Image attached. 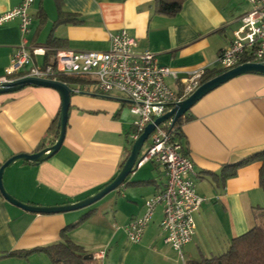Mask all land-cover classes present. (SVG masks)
I'll return each instance as SVG.
<instances>
[{
	"label": "crops",
	"instance_id": "obj_1",
	"mask_svg": "<svg viewBox=\"0 0 264 264\" xmlns=\"http://www.w3.org/2000/svg\"><path fill=\"white\" fill-rule=\"evenodd\" d=\"M51 1L36 0L31 11L29 43L44 51L35 58L37 64L46 62L48 50L105 52L110 33L125 29L137 40L136 51L154 53L159 64L175 69L180 79L219 68L220 52L230 46L242 16L251 10L247 0H186L179 15L167 17L155 12V0H61L62 10L77 14L81 22L53 28L59 9L56 0ZM20 3L0 0V15ZM19 25L15 20L0 26V77L21 42ZM52 34L63 40L61 47L48 48ZM168 83L179 90V82L170 78ZM61 105L59 93L51 88L26 87L0 95V168L13 156L39 152ZM135 120L129 100L119 94L72 93L60 151L37 165H11L3 176L4 188L25 204L46 207L95 195L118 176ZM181 133L184 154L195 166L197 192L206 199L195 215L193 240L184 247L185 258L198 263L224 254L234 238L258 227L264 218L261 163L243 167L225 183L220 177L225 165L264 151V74L238 76L204 96L189 111ZM49 140L45 143L50 147ZM165 186L163 168L148 162L86 210L31 213L10 204L0 192V264H52L44 253L28 259L6 255L61 242L62 230L90 211L69 238L93 256L106 250L100 264L183 263L164 241L163 206L155 211L141 243H130L124 230L144 215L145 202Z\"/></svg>",
	"mask_w": 264,
	"mask_h": 264
},
{
	"label": "built area",
	"instance_id": "obj_2",
	"mask_svg": "<svg viewBox=\"0 0 264 264\" xmlns=\"http://www.w3.org/2000/svg\"><path fill=\"white\" fill-rule=\"evenodd\" d=\"M35 1L21 0L18 6L0 15V26L18 20L21 34L11 65L0 77V87L24 78L60 81L62 76L85 77L88 81L85 85L67 84L73 93L126 96L130 112L136 118L131 135V141L135 142L148 125L188 99L202 85V75L180 79L175 69L161 66L154 53L136 51L138 42L125 29L110 33L109 49L105 52L58 50L43 65L37 64L35 58L44 51L29 43ZM247 1L251 10L242 16L230 46L218 56V66L225 72L245 64H264V0ZM170 78L179 82L178 91L169 85ZM162 126L150 136L149 146L141 153L137 168L148 162L161 166L166 177L165 189L149 198L144 215L132 220L124 230L130 243H141L155 211L163 206L164 241L185 263L184 247L193 240L195 215L206 199L197 192L195 166L184 154L183 144ZM106 254V250H101L93 258L100 264Z\"/></svg>",
	"mask_w": 264,
	"mask_h": 264
},
{
	"label": "trees",
	"instance_id": "obj_3",
	"mask_svg": "<svg viewBox=\"0 0 264 264\" xmlns=\"http://www.w3.org/2000/svg\"><path fill=\"white\" fill-rule=\"evenodd\" d=\"M56 2L59 9V16L54 23L53 28L59 25L78 24L81 22L77 14L67 13L62 10L61 0H56ZM185 2L186 0H155V12L159 15L175 17L181 13ZM62 44L63 40L54 37L52 34L48 41V48H59L62 46ZM54 54L55 52L48 50L46 52V61L49 60V58ZM224 72L225 71L220 68L206 71L201 76V84L208 82L209 80L221 75ZM59 80L71 87L82 86L88 82L85 77L62 76L59 78ZM188 114L189 112L185 116L180 118L173 127L169 124H166L163 125L162 128L173 132L174 138L180 141L182 136L181 125L183 121L188 117ZM59 120L60 112L53 120L47 131L45 140L50 139V146L54 145L58 140L60 132ZM45 140L38 151L49 147L46 145ZM133 144L134 142H131V146L123 158L120 166V171L122 170L123 166L130 156ZM253 163L262 164V168L260 171V183L262 188L264 189V151L255 153L238 163L225 165L222 168L220 175L222 182L225 183L228 179L236 177L240 169ZM28 164L37 165L35 163ZM92 213L93 211H90L80 220L79 223L69 225L65 229H63L61 232V242L46 247L34 248L31 250L14 251L8 253L6 257L28 259L34 254L44 253L50 258L52 264H88V261L85 260V256H87L88 254L81 246L75 244L70 240L69 233L80 223L87 220ZM196 264H264V228L254 227L247 233L234 238L231 241L228 250L224 254L211 258H205Z\"/></svg>",
	"mask_w": 264,
	"mask_h": 264
},
{
	"label": "water",
	"instance_id": "obj_4",
	"mask_svg": "<svg viewBox=\"0 0 264 264\" xmlns=\"http://www.w3.org/2000/svg\"><path fill=\"white\" fill-rule=\"evenodd\" d=\"M244 74H264V64H245L228 72H224L221 75L202 84L188 99L178 103L171 111L156 119L153 124H150L145 128L143 134L138 138V140L134 142L129 158L127 159L122 170L119 172L118 176L114 179L113 182L102 188L95 195L88 197L80 202L52 207L34 206L25 204L17 200L4 188L3 176L5 170L15 163L25 162L40 164L49 160L60 151L66 137L73 90L67 84L60 81L42 80L36 78H24L12 83H6L0 87V95L19 92L26 87L51 88L59 93L62 105L59 120L60 132L56 143L37 153L16 155L6 161L0 168V192L10 204L19 207L22 210L36 214L67 213L92 206L93 204L99 202L108 194L117 190L125 184L129 176L132 175L136 170L137 164L140 161L139 157L141 155V151L145 143L149 140L150 136L155 132L157 127L166 124H169L173 127L177 123V121L185 116L191 110V108L204 96L220 87L221 85L229 82L230 80ZM93 259V255L88 254L87 256H85L86 261H90Z\"/></svg>",
	"mask_w": 264,
	"mask_h": 264
},
{
	"label": "rangeland",
	"instance_id": "obj_5",
	"mask_svg": "<svg viewBox=\"0 0 264 264\" xmlns=\"http://www.w3.org/2000/svg\"><path fill=\"white\" fill-rule=\"evenodd\" d=\"M50 1H51V0H50ZM51 2H52V1H51ZM52 4H53V2H52ZM53 6H54V4H53ZM116 94H119L120 96H123V97L126 98V96L123 95V94H120V93H116ZM134 118H135V116H134ZM135 119H136V118H135ZM148 146H149V140L145 143V145H144V147H143V149H142V151H141L142 154L146 152ZM132 179H136V177H132ZM3 185H4V183H3ZM108 195H110V194H108ZM108 195H107V196H108ZM107 196H106V197H107ZM106 197H104L102 200H100L99 202H97V203H95V204H93L92 206H89V207L97 206V204L101 203ZM89 207L84 208V209H81V210H86V209H88ZM81 210H78V211H81ZM258 224H259L258 227L264 228V218H261V219L258 221ZM88 264H94L93 260L88 261ZM180 264H184V263H181V262H180ZM185 264H196V263H192V262L188 261V260L185 258Z\"/></svg>",
	"mask_w": 264,
	"mask_h": 264
}]
</instances>
